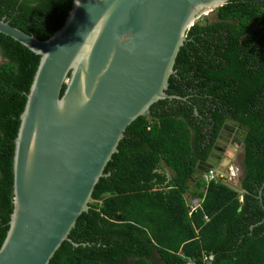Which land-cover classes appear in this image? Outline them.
Here are the masks:
<instances>
[{"label":"trees","instance_id":"obj_1","mask_svg":"<svg viewBox=\"0 0 264 264\" xmlns=\"http://www.w3.org/2000/svg\"><path fill=\"white\" fill-rule=\"evenodd\" d=\"M71 4L0 0V18L46 39ZM214 12L186 31L166 89L179 97L157 100L126 127L110 174L48 264H264V0H230ZM38 61L0 32V245L13 208L14 138ZM226 117L247 127L239 189L192 177Z\"/></svg>","mask_w":264,"mask_h":264},{"label":"water","instance_id":"obj_2","mask_svg":"<svg viewBox=\"0 0 264 264\" xmlns=\"http://www.w3.org/2000/svg\"><path fill=\"white\" fill-rule=\"evenodd\" d=\"M228 1L72 0L46 39L0 18L1 33L39 55L14 138L0 264H48L70 240L126 127L157 100L179 97L166 89L187 29ZM222 155L199 161L192 177L225 169L233 153Z\"/></svg>","mask_w":264,"mask_h":264},{"label":"flooded vegetation","instance_id":"obj_3","mask_svg":"<svg viewBox=\"0 0 264 264\" xmlns=\"http://www.w3.org/2000/svg\"><path fill=\"white\" fill-rule=\"evenodd\" d=\"M227 119H230L236 122L235 125L231 123L229 124L227 123L231 127V130H228V128L224 129V125H226ZM240 125L245 126L242 123L236 121L235 119L226 117L223 123L221 124L218 132L216 133V137L213 143L211 144L210 150L208 151L206 158L204 160L201 159L199 161H206L209 157H215L216 153L218 152L219 153L221 152L223 155H225L226 152L227 153L232 152L233 157L231 158V161H234L238 153H240L242 157L243 148H244L243 139H244V136L247 130H243L244 135L242 137L239 136L236 131H242ZM209 128L211 129V126H209ZM222 130H224L223 133H222ZM223 155L221 156V159L223 158Z\"/></svg>","mask_w":264,"mask_h":264},{"label":"rangeland","instance_id":"obj_4","mask_svg":"<svg viewBox=\"0 0 264 264\" xmlns=\"http://www.w3.org/2000/svg\"><path fill=\"white\" fill-rule=\"evenodd\" d=\"M214 18H215V12H214V9H213V10L209 11L207 14L200 15L196 19V21H198L200 23H203V22H205L206 19L207 20H212ZM241 159H242V157H241L240 153H238L237 156L235 157L234 161H231V162L228 163V165H232L231 167L233 169L234 175H236L235 183H233V185L231 183H229V184L232 185L236 189H239V187H237V186H238V184H239L238 182L240 181V178H241ZM162 170L165 171L167 175H169L170 172H171L170 169H168L167 167H163ZM220 173L224 174V171L223 172H218L217 170L214 171L215 175L216 174L218 175ZM195 203H197V202L196 201L195 202L192 201V204H195ZM127 264H132V262L130 261Z\"/></svg>","mask_w":264,"mask_h":264},{"label":"built area","instance_id":"obj_5","mask_svg":"<svg viewBox=\"0 0 264 264\" xmlns=\"http://www.w3.org/2000/svg\"><path fill=\"white\" fill-rule=\"evenodd\" d=\"M215 170H217V169H211V170H208V171H206V172H203L202 174H203V177H204V179L205 180H209L210 178H213L214 177V179H216L217 180V177L218 178H220V179H223V180H225L226 182H228V183H232L234 180V177H235V175H234V172H233V170H232V167L231 166H229V170L227 171V170H224V174H214V171ZM218 172H222V171H219V170H217Z\"/></svg>","mask_w":264,"mask_h":264},{"label":"clouds","instance_id":"obj_6","mask_svg":"<svg viewBox=\"0 0 264 264\" xmlns=\"http://www.w3.org/2000/svg\"><path fill=\"white\" fill-rule=\"evenodd\" d=\"M208 13V12H207ZM206 13V14H207ZM229 166H232V165H227L226 166V168H225V170H229ZM211 169H217V167H213V168H211ZM211 169H209V170H211ZM233 170V169H232ZM204 172V171H203ZM202 172V173H203ZM234 181L231 183L232 185H233V183H235V181H236V175H235V177H234V179H233ZM225 183H227L230 187H233L232 185H230L228 182H225ZM239 183V182H238ZM238 186H239V184H238ZM237 186V187H238ZM240 199H241V196H240ZM192 201H198V198H192L191 200H190V203L192 204ZM192 205H196V203L195 204H192ZM187 264H194V262L190 259V258H187Z\"/></svg>","mask_w":264,"mask_h":264}]
</instances>
